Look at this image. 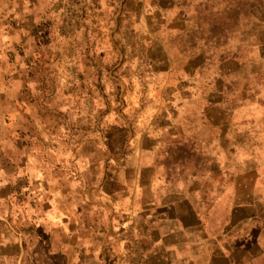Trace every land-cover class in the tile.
I'll list each match as a JSON object with an SVG mask.
<instances>
[{
    "label": "rangeland",
    "instance_id": "374dc122",
    "mask_svg": "<svg viewBox=\"0 0 264 264\" xmlns=\"http://www.w3.org/2000/svg\"><path fill=\"white\" fill-rule=\"evenodd\" d=\"M0 172L4 212L76 180L84 225L156 182L264 212V0H0Z\"/></svg>",
    "mask_w": 264,
    "mask_h": 264
},
{
    "label": "crops",
    "instance_id": "0c3cea01",
    "mask_svg": "<svg viewBox=\"0 0 264 264\" xmlns=\"http://www.w3.org/2000/svg\"><path fill=\"white\" fill-rule=\"evenodd\" d=\"M14 174L0 172V188L12 187ZM32 174L23 204L0 209L7 221H0V264H264V212L252 199L239 205L242 199L218 190L211 205L198 208L191 190L183 196L156 182L148 201L140 191L99 199L111 218L131 214L132 228L98 224V210L84 225L76 180L55 190ZM1 189L0 202L11 204L13 190Z\"/></svg>",
    "mask_w": 264,
    "mask_h": 264
}]
</instances>
